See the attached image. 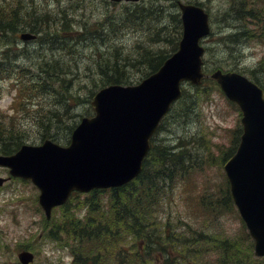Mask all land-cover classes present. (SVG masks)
Instances as JSON below:
<instances>
[{"label":"trees","instance_id":"1","mask_svg":"<svg viewBox=\"0 0 264 264\" xmlns=\"http://www.w3.org/2000/svg\"><path fill=\"white\" fill-rule=\"evenodd\" d=\"M53 1L56 4L62 2V0ZM66 1L72 6V0ZM173 4L176 6V0ZM124 7L130 15L134 16L138 10H142L146 17L150 8L155 12L158 6L124 5ZM228 9H230L228 16L224 18L221 16L220 20L228 19L227 17L230 19L233 15L236 23H227L225 28L231 29L223 36H219V39L225 43L229 52H233L234 55L238 52L237 57L240 58V48L236 46L239 41L243 42L244 39H252V37L264 41V0H239L231 4ZM231 11L234 14L230 13ZM54 12L55 14L42 3L0 0V45L5 55L4 59H0V81L9 79L11 82V86L16 91L14 106L25 107V102L55 90L58 84L66 89L67 85L64 83L71 81L67 79L68 73L75 74L76 71L70 72L68 70L70 67L65 69L60 61L44 62L40 67L44 76L40 75L37 80L31 81L28 68L17 65L11 59L10 56L15 51L12 44L7 43L6 37H16L18 31L27 29L36 32L37 39L44 42L57 38L64 39L67 33L75 31L76 38L99 39L102 43L110 32L95 29L94 35L87 33L83 35L82 32H77L71 27L65 11L58 8ZM170 15L171 28L167 30V24L153 27V30L144 39L135 43L129 51L126 52L122 49L123 46L118 44H111L112 54L115 57L98 53L94 62L95 76L91 79L93 87L98 88L115 82L133 83L156 70L176 49L181 34L178 13L173 12ZM108 39L113 41L110 36ZM4 44L10 48V55ZM8 57L10 60L7 59ZM226 63L227 66H237L227 55L214 60L217 67H224ZM249 71L253 79L264 87V57L254 67H250ZM50 73L54 76H50ZM211 88L217 89L212 80L195 87L194 92L183 95L174 109L178 108L181 114L193 111L204 98L208 97ZM95 89H90V95L86 97L88 102ZM81 95L69 94L76 105L79 104L78 97ZM186 97L190 99L189 103L186 102ZM67 108L64 107L65 112L68 111ZM90 112L91 109L78 114ZM75 115L76 113H71L68 119ZM65 117L63 112L51 107L39 111L37 124L41 134L51 135L63 142L68 140L77 124V119L69 123ZM166 126L167 116L161 122L159 130ZM159 135L157 133L153 136L151 149L144 159L142 171L137 178L119 187L93 190L85 198L89 208L83 217H78L79 219L68 212L62 215L61 227L69 236L75 234L80 243L73 264H87L86 260L92 255L105 258V261L101 260V264H264V256L254 255L253 240L244 224L236 227L232 232L227 230L217 232L215 227L210 228L208 225L212 220L222 218L225 212H230L231 209L236 216L238 214L227 186L221 188L220 194L214 201L206 200L204 195H199L197 202L191 203L195 197V194H191L190 203L184 204L186 210L188 205L192 208L191 212L187 210L189 218H170L171 214L167 212V197L172 195L173 186L167 180H171L169 173L175 172L176 165L186 156L190 144L184 145L182 139H179L178 143L167 144L164 139L159 138ZM21 136L20 128L16 127L15 123L9 125L0 118V138L5 140L4 151L11 145H17ZM180 167H182L179 169L181 178L183 164ZM208 195L212 196L213 192L210 191ZM71 200H74V197ZM162 203L165 211L157 212V207ZM191 216L197 218V223L189 220ZM197 224L199 227H196ZM138 242H142V245L140 246ZM159 254L165 257L162 263H157L155 260ZM95 256H92L93 259H96Z\"/></svg>","mask_w":264,"mask_h":264},{"label":"rangeland","instance_id":"2","mask_svg":"<svg viewBox=\"0 0 264 264\" xmlns=\"http://www.w3.org/2000/svg\"><path fill=\"white\" fill-rule=\"evenodd\" d=\"M25 3L31 1L45 4L49 9L56 11L61 8L66 12L71 27L77 32L94 35L95 29L109 30L108 36L101 43L99 39H80L76 38V32L70 31L67 36L57 38L52 41H33L24 42L14 36L6 37L8 44H12L15 53L11 55L17 65H23L28 68L29 79L37 80L39 76H44L41 71V65L53 61H60L64 68L67 67L70 72L76 71L75 74L68 73L67 79L70 83L65 82L66 89L60 84L55 90L45 92L41 97L35 96L25 102L23 106L13 107L16 91L11 86L9 79L0 81V115L6 116L7 120L11 118L13 122L27 131L28 140H38L41 137L40 127L37 124L39 111L45 110V107L55 108L66 115L67 122L78 119L80 114L90 110V103L86 99L90 95V89L93 87L92 77L94 75V62L98 53H104L106 56L115 57L112 54V45L118 44L123 46L126 52L134 46L135 43L144 39L155 26H164L167 24L171 28V15L177 12V7L173 4L175 0H140L138 4H120L114 5L110 0H72V6H69L66 0L61 4H56L53 0H24ZM185 1V0H182ZM201 1L209 9L214 18H212L213 33L203 41L208 44L209 51L204 55V70L209 72L214 67V60L227 57L233 61V64L226 63L225 68H236L242 70L247 66L257 63L258 58L264 53V47L258 39H244L239 41L240 58L226 48L225 43L219 39V36L231 28H225L227 23H236L233 15L230 19L220 20V14L224 12L223 18L230 9L225 10L228 6L227 0H191ZM126 6L156 5L154 12L150 8L149 14L144 17L142 10H138L136 15H130L126 12ZM225 10V11H224ZM234 14L232 11L230 12ZM228 16V15H227ZM134 22V23H133ZM134 26L133 28H129ZM73 36V37H72ZM113 39L109 40L108 37ZM242 42V43H241ZM118 46V48L120 47ZM0 59L5 55L1 51ZM138 48H136L137 50ZM10 55V53H9ZM10 60V58H7ZM88 67L90 69H88ZM50 76H54L50 73ZM96 78L98 76L96 75ZM73 85H75L73 87ZM60 87L64 88L61 89ZM189 87V86H187ZM188 91V90H187ZM82 94L78 97V105L69 96V94ZM189 103L190 99L185 98ZM66 102V105H65ZM77 103V102H76ZM42 106L43 108H40ZM67 108L65 112L64 107ZM40 108V109H39ZM185 109V108H184ZM179 109L173 111V117L167 121V129H164L159 138L164 139L167 144L178 143L182 139L184 145L189 143L186 156L176 165L175 172L171 175L173 191L170 197H167V212L170 218L188 219L189 212L192 208L190 205L185 209V203H190L189 196L195 194L191 201L197 202V196L204 195L205 199L214 201L220 194L223 187V175L220 169V158L232 146L235 145V128L240 126V114L234 106L229 104L222 94L214 89H210L208 97L204 98L202 103L187 114H181ZM71 113L76 115L68 119ZM9 121V120H8ZM183 164L181 178L179 176L180 165ZM7 170L0 167V176H7ZM169 183V181L167 180ZM213 192L209 196V192ZM38 189L30 182H24L15 178L9 179L0 185V243L7 245L9 249H0V264H15V248L19 240H25L34 244L35 260L32 264H50L68 262L70 257L65 249L57 247L49 240L41 236L43 227V213L38 207L36 197ZM163 203L157 207V212H164ZM197 223V218L191 216L189 219ZM240 219L236 218L234 211L225 212L220 219L212 220L208 223L210 228L215 227L217 232L222 230H231L235 228ZM199 227V224L196 225ZM19 246L26 245L20 241Z\"/></svg>","mask_w":264,"mask_h":264},{"label":"water","instance_id":"3","mask_svg":"<svg viewBox=\"0 0 264 264\" xmlns=\"http://www.w3.org/2000/svg\"><path fill=\"white\" fill-rule=\"evenodd\" d=\"M183 32L178 50L162 66L136 85L111 84L93 97L95 116L75 127L68 146L50 140L22 145L0 156L13 174L31 177L39 186V200L49 216L73 189L122 184L141 169L149 138L170 103L181 95V80L200 83L204 74L199 39L209 32L208 14L194 4L180 3ZM23 38L33 37L22 34ZM226 95L242 110L243 133L236 153L224 168L235 203L255 240V254L264 255V91L236 71L215 70ZM23 263L32 260L27 251Z\"/></svg>","mask_w":264,"mask_h":264},{"label":"bare ground","instance_id":"4","mask_svg":"<svg viewBox=\"0 0 264 264\" xmlns=\"http://www.w3.org/2000/svg\"><path fill=\"white\" fill-rule=\"evenodd\" d=\"M114 5H116L115 3H114ZM10 145V144H9Z\"/></svg>","mask_w":264,"mask_h":264}]
</instances>
